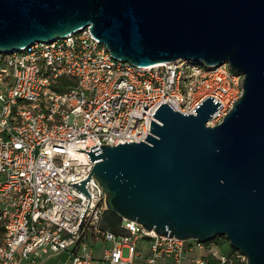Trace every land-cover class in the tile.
I'll use <instances>...</instances> for the list:
<instances>
[{"label":"water","instance_id":"95a60500","mask_svg":"<svg viewBox=\"0 0 264 264\" xmlns=\"http://www.w3.org/2000/svg\"><path fill=\"white\" fill-rule=\"evenodd\" d=\"M86 28L136 66L182 59L244 75L217 126L214 98L195 115L164 104L145 142L79 150L95 166L71 187L91 200L90 176L102 186L99 230L130 236L126 219L182 241L225 237L247 264H264V0H0V54Z\"/></svg>","mask_w":264,"mask_h":264},{"label":"built area","instance_id":"2783aa9c","mask_svg":"<svg viewBox=\"0 0 264 264\" xmlns=\"http://www.w3.org/2000/svg\"><path fill=\"white\" fill-rule=\"evenodd\" d=\"M243 82L228 63L209 69L182 59L149 67L116 60L89 28L0 54V264L64 254L67 264H235L216 243L159 236L126 219L130 236L102 232V186L90 176L89 200L71 185L95 166L79 150L145 142L164 104L195 115L214 98L223 107L208 125L217 126Z\"/></svg>","mask_w":264,"mask_h":264},{"label":"trees","instance_id":"16d2710c","mask_svg":"<svg viewBox=\"0 0 264 264\" xmlns=\"http://www.w3.org/2000/svg\"><path fill=\"white\" fill-rule=\"evenodd\" d=\"M61 90L63 88H60ZM5 232V228L4 226L0 223V244L2 243V238ZM209 243H216L221 250V253L225 256H227L228 258H233L235 259V264H246V262L242 261V254L240 252H238L237 250H234L233 248H231L229 242L226 240L225 237H217L215 238L213 241L209 242ZM217 261L213 258L210 259V264H216Z\"/></svg>","mask_w":264,"mask_h":264},{"label":"rangeland","instance_id":"374dc122","mask_svg":"<svg viewBox=\"0 0 264 264\" xmlns=\"http://www.w3.org/2000/svg\"><path fill=\"white\" fill-rule=\"evenodd\" d=\"M78 122L81 124L82 120L78 119ZM124 256L127 257L128 253L127 250L124 251ZM68 255H56L51 258H45L43 259L39 264H67Z\"/></svg>","mask_w":264,"mask_h":264},{"label":"bare ground","instance_id":"6f19581e","mask_svg":"<svg viewBox=\"0 0 264 264\" xmlns=\"http://www.w3.org/2000/svg\"><path fill=\"white\" fill-rule=\"evenodd\" d=\"M153 234H155V232H152Z\"/></svg>","mask_w":264,"mask_h":264}]
</instances>
